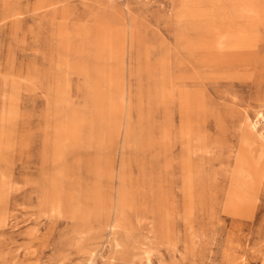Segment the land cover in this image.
I'll return each mask as SVG.
<instances>
[{"label":"rangeland","instance_id":"rangeland-1","mask_svg":"<svg viewBox=\"0 0 264 264\" xmlns=\"http://www.w3.org/2000/svg\"><path fill=\"white\" fill-rule=\"evenodd\" d=\"M0 264H264V0H0Z\"/></svg>","mask_w":264,"mask_h":264},{"label":"bare ground","instance_id":"bare-ground-1","mask_svg":"<svg viewBox=\"0 0 264 264\" xmlns=\"http://www.w3.org/2000/svg\"><path fill=\"white\" fill-rule=\"evenodd\" d=\"M254 1V0H253ZM252 8V7H251ZM242 19V18H241ZM2 20V19H1ZM5 20V19H4ZM87 32V31H86ZM8 34V33H7ZM85 36V35H84ZM96 38V37H95ZM97 44V43H96ZM103 44V43H102ZM99 45V44H98ZM97 45V46H98ZM100 46V45H99ZM104 46V45H103ZM101 48V47H100ZM99 50V49H98ZM95 51V50H94ZM95 53V52H94ZM96 55V54H95ZM102 56V55H101ZM100 56V57H101ZM102 58V57H101ZM96 68V67H95ZM3 72V71H2ZM96 72V71H95ZM98 72V71H97ZM96 89V88H95ZM101 90V89H100ZM98 95V94H97ZM95 96V95H94ZM98 97V96H97ZM95 98V97H94ZM96 99V98H95ZM98 99V98H97ZM69 104V103H68ZM93 104V103H92ZM102 106V105H101ZM74 107V106H73ZM103 107V106H102ZM80 108V107H79ZM93 108V107H92ZM73 111V110H72ZM75 114V112L73 113V115ZM97 114V113H96ZM98 115V114H97ZM99 116V115H98ZM100 119V118H99ZM67 122V121H66ZM105 123V122H104ZM67 124H69V123H67ZM82 124V123H81ZM80 125V124H79ZM78 125V126H79ZM76 126V125H75ZM80 131V130H79ZM110 132V131H109ZM66 133V132H65ZM75 133V132H74ZM73 132L71 133L72 135L74 134ZM262 134V133H261ZM67 135V134H66ZM67 137V136H66ZM74 137V136H73ZM75 138V137H74ZM67 150V149H66ZM95 162V161H94ZM96 163V162H95ZM240 165V164H239ZM96 167H97V165H95ZM95 167V168H96ZM251 179V178H250ZM190 180V179H189ZM191 181V180H190ZM189 181V182H190ZM253 186V185H252ZM237 190V189H236ZM252 191H253V189H252ZM232 192V191H231ZM238 192V191H237ZM236 194V193H235ZM240 193H238V195H239ZM241 195V194H240ZM240 195H239V197H240ZM99 197V196H98ZM99 202V201H98ZM148 260V259H147Z\"/></svg>","mask_w":264,"mask_h":264}]
</instances>
